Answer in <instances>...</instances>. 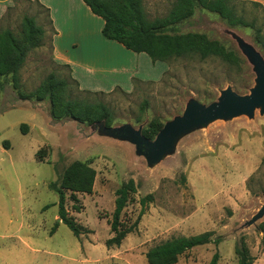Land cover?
Masks as SVG:
<instances>
[{
	"label": "rangeland",
	"instance_id": "obj_1",
	"mask_svg": "<svg viewBox=\"0 0 264 264\" xmlns=\"http://www.w3.org/2000/svg\"><path fill=\"white\" fill-rule=\"evenodd\" d=\"M225 1L245 24H230L219 13L198 8L178 27L181 32H202L220 40L237 52V60L194 56L155 64L142 53L131 84L107 91L85 92L74 82L70 68L54 60V30L46 10L35 0H14L0 19V31L18 32L26 14L45 27L42 45L28 52L19 70L24 91L34 90L55 73L70 84L69 96L105 102L115 118L113 127L128 123L139 129L151 120L166 122L182 114L192 99L209 104L226 87L244 95L256 84L253 64L242 53L239 40L264 59V8L247 0ZM142 2L147 17L153 19L167 14L175 0ZM93 41L97 49L90 57L98 60L100 68H123L133 61L130 54L135 51L100 31ZM92 65L97 67L95 62ZM79 71L89 79H105L104 87L118 79L125 81L120 71ZM20 100L10 77H1L0 264H149L146 252L151 247L206 231L214 233L213 241L187 251L176 264H209L215 252L217 264H238L235 248L242 241L254 263L264 264V214L256 218L264 204L260 106L253 116L214 119L183 134L172 150L150 162L127 138L74 119L54 120L48 100ZM24 123L29 125L27 133L21 128ZM75 160L86 161L96 170L92 193L77 192L74 199L66 192V208L83 228L79 237L59 221V195L50 187L59 185L65 168ZM130 179L136 192L121 213L124 226L137 220L142 197L153 194L154 199L122 243L108 247L116 190ZM217 238L219 242L214 241Z\"/></svg>",
	"mask_w": 264,
	"mask_h": 264
},
{
	"label": "trees",
	"instance_id": "obj_2",
	"mask_svg": "<svg viewBox=\"0 0 264 264\" xmlns=\"http://www.w3.org/2000/svg\"><path fill=\"white\" fill-rule=\"evenodd\" d=\"M35 2L46 10L52 24L49 8L38 0ZM84 2L94 14L104 19L102 33L107 39L118 41L135 52H145L154 62L194 56L201 58L217 56L227 61L238 59L237 52L228 49L220 40L211 39L202 32H181L178 27L191 18L198 8L217 12L230 24H245L242 18L233 14L225 0H175L167 14L153 19L147 17L142 0H84ZM45 33V27L37 22L36 17L27 14L23 16L18 32L10 28L0 31V79L10 77L21 100L34 102L48 100L50 116L56 121L74 119L86 124L104 121L107 126L114 125V115L105 102L69 96L67 91L70 84L64 78H57L55 73H50L30 92L20 87L19 70L28 52L42 45ZM73 80L78 84L75 79ZM164 123L161 120H151L142 127V134L148 139H154ZM21 128L23 133H27L29 125L24 123ZM5 145L8 146L9 142L5 141ZM95 179L96 170L90 163L75 160L65 168L59 185L56 183L50 185L59 195V221L68 225L77 237L83 233V228L66 208V192L70 191L74 199L77 192L92 193ZM135 192L136 185L133 179L123 183L116 190L115 208L110 222L113 236L106 241L108 247L119 246L122 243L127 234L138 224L145 207L154 199L153 194L142 197L140 199L142 208L137 220L130 226H124L121 213ZM213 234L212 231H206L191 236L172 237L148 249L146 259L149 264H176L180 256L187 251L212 242ZM214 241L219 242V238ZM235 252L238 256V264H255L254 257L243 241L236 246ZM218 260L219 253L215 252L209 264H217Z\"/></svg>",
	"mask_w": 264,
	"mask_h": 264
},
{
	"label": "water",
	"instance_id": "obj_3",
	"mask_svg": "<svg viewBox=\"0 0 264 264\" xmlns=\"http://www.w3.org/2000/svg\"><path fill=\"white\" fill-rule=\"evenodd\" d=\"M239 41L242 53L253 64L256 73V84L248 94H239L229 86L222 89L219 98L209 104L192 99L182 114L164 123L154 139L146 138L142 134V127L136 129L128 123L121 127H113L107 126L104 121H99L94 125L108 134L129 139L136 144L138 151L150 162H157L166 152L172 150L174 144L183 134L206 125L214 119L230 118L239 114L253 116L254 109L258 106L264 113V59L252 46ZM263 214L264 204L256 218Z\"/></svg>",
	"mask_w": 264,
	"mask_h": 264
},
{
	"label": "crops",
	"instance_id": "obj_4",
	"mask_svg": "<svg viewBox=\"0 0 264 264\" xmlns=\"http://www.w3.org/2000/svg\"><path fill=\"white\" fill-rule=\"evenodd\" d=\"M13 1L14 0H0V19L6 13L8 7ZM38 1L49 8L50 18L52 20L51 25L54 30L52 35L53 58L56 62L64 65L67 64L69 66L72 78L78 82L81 89L90 91H107L104 89L115 86L124 87L127 84H131L130 79L136 75L138 71L136 66H138L139 59L142 57L141 54L145 52H140V55L136 54V52L130 54L132 56H129L133 61H129L130 64L124 65L123 68L116 69L113 67L102 69L97 62L98 60L90 57V54L97 49V45L96 47L94 45L96 40L93 41V39L94 36H97L99 31L102 33L104 19L101 16L94 14L84 0ZM247 1L258 2L264 8V0ZM100 17L103 19L102 21L99 20ZM75 47L77 49H75ZM71 50H75L77 53H70L72 52ZM92 62L97 63V67L92 65ZM82 68H86L92 72L97 69L103 70L104 72L120 71L119 75H121L125 81L118 79L109 84L110 87H104L105 84H108L105 79L95 77L89 79L80 73L79 70ZM17 103L18 102H15L12 106H16Z\"/></svg>",
	"mask_w": 264,
	"mask_h": 264
}]
</instances>
